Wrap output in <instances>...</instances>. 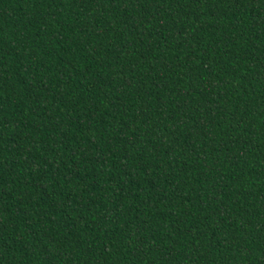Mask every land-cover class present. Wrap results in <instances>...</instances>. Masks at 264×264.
Masks as SVG:
<instances>
[{"label": "trees", "instance_id": "16d2710c", "mask_svg": "<svg viewBox=\"0 0 264 264\" xmlns=\"http://www.w3.org/2000/svg\"><path fill=\"white\" fill-rule=\"evenodd\" d=\"M0 264H264V0H0Z\"/></svg>", "mask_w": 264, "mask_h": 264}]
</instances>
